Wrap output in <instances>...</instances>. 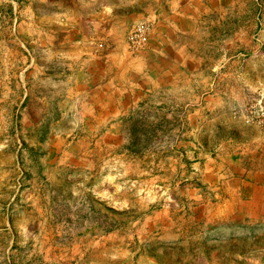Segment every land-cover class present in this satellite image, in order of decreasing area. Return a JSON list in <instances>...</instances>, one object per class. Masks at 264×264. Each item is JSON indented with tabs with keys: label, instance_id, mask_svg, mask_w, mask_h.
I'll return each instance as SVG.
<instances>
[{
	"label": "rangeland",
	"instance_id": "rangeland-1",
	"mask_svg": "<svg viewBox=\"0 0 264 264\" xmlns=\"http://www.w3.org/2000/svg\"><path fill=\"white\" fill-rule=\"evenodd\" d=\"M161 3L0 0V264H264V0Z\"/></svg>",
	"mask_w": 264,
	"mask_h": 264
},
{
	"label": "crops",
	"instance_id": "crops-1",
	"mask_svg": "<svg viewBox=\"0 0 264 264\" xmlns=\"http://www.w3.org/2000/svg\"><path fill=\"white\" fill-rule=\"evenodd\" d=\"M81 1V19L86 21V23H90L91 25H94L98 30H102L106 36H110V39L113 41L118 40L121 35V33H125V29L128 26V22L133 21L136 17H139V12H151L155 11L156 14L152 19L155 20V26L153 32L150 34L149 42L152 46L154 37L156 38V34L162 35L163 31H165L167 28H172L175 24L174 21H172L171 15H165L163 13L164 9L161 3V0H153L154 2L149 5V7L145 6L144 0H138L136 3L137 7L136 9L130 10L126 7V3H123L124 0H80ZM135 4V3H134ZM133 4V5H134ZM129 5V4H128ZM152 5V6H151ZM132 11V12H131ZM125 14L121 15L120 14ZM144 18V17H143ZM151 18V16H150ZM173 22V24H172ZM168 29V31L170 30ZM170 32V31H169ZM82 41H87L86 35H84V32L82 30V34L80 35ZM80 57H83V52L80 53ZM113 53H99V54H92L91 53V59L100 62L104 65V67L101 70V75L104 74V82L102 85H99L94 82L93 91H94V97L88 96V98H91L94 100L95 104V110L100 108L101 105L98 103L99 97H101V94H106L107 86L110 85L111 80V69L113 65ZM139 60H142L141 58H138ZM107 71H108V80H107ZM104 90V91H103ZM99 93V95H98ZM104 97V95H103ZM105 100V99H104Z\"/></svg>",
	"mask_w": 264,
	"mask_h": 264
}]
</instances>
